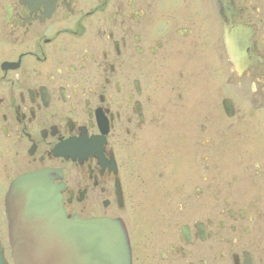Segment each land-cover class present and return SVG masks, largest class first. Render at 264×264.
Masks as SVG:
<instances>
[{"label":"flooded vegetation","instance_id":"obj_1","mask_svg":"<svg viewBox=\"0 0 264 264\" xmlns=\"http://www.w3.org/2000/svg\"><path fill=\"white\" fill-rule=\"evenodd\" d=\"M231 2L241 74L213 0H0V264L37 173L68 217L118 220L131 264H264V0Z\"/></svg>","mask_w":264,"mask_h":264},{"label":"water","instance_id":"obj_2","mask_svg":"<svg viewBox=\"0 0 264 264\" xmlns=\"http://www.w3.org/2000/svg\"><path fill=\"white\" fill-rule=\"evenodd\" d=\"M223 21L225 47L235 72L257 57L252 30L236 24L231 0H213ZM7 219L16 264H131L127 234L118 221L70 219L60 188L50 175L17 179L6 197Z\"/></svg>","mask_w":264,"mask_h":264},{"label":"rangeland","instance_id":"obj_3","mask_svg":"<svg viewBox=\"0 0 264 264\" xmlns=\"http://www.w3.org/2000/svg\"><path fill=\"white\" fill-rule=\"evenodd\" d=\"M138 197H142V196H138ZM140 202L141 203V199H139V201L137 200L136 203ZM155 204L157 205V207H155V209H159L160 207L163 206V199L162 197H159L155 200ZM138 206H141L142 207V204L141 205H138ZM150 209V208H149ZM154 209V210H155ZM154 212L153 215V221L154 223H152L151 225H149L148 227L145 228V226L143 227L141 224V222L143 221V219L141 220H138V216H137V219L135 220L134 218H131V226L130 228L133 229L134 231L136 232H139V231H142L144 228L145 230L147 231H159L160 229L163 228V224L160 222L163 218V213H164V210H157ZM162 215V216H161ZM165 215V214H164ZM92 220V219H90ZM135 228V229H134ZM146 232V231H145ZM156 233V232H155ZM143 234V233H142ZM144 235V234H143Z\"/></svg>","mask_w":264,"mask_h":264}]
</instances>
